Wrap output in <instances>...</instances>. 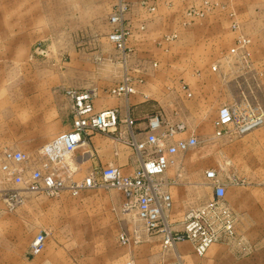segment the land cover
<instances>
[{
	"label": "rangeland",
	"instance_id": "rangeland-1",
	"mask_svg": "<svg viewBox=\"0 0 264 264\" xmlns=\"http://www.w3.org/2000/svg\"><path fill=\"white\" fill-rule=\"evenodd\" d=\"M228 1L183 0L180 5L173 7L168 6L166 0H153L156 9L149 12L142 6L141 0H126L129 10L125 23L131 51H128L125 65L122 53L109 40V35L115 29L110 17L118 0H0V107L8 103L15 105L21 101L18 97L22 92L32 93L35 90L37 76L43 74L47 79L52 73L59 76L58 90L62 97L67 88L85 90L96 87L102 94H107L111 87L121 82L126 69L135 80L144 78L143 83H137V89L140 91L145 88L146 93L155 75L151 69H143L142 66L175 63L179 65L176 69L166 71L170 79L165 97L159 98L154 91H150L147 98L140 94L131 98L140 96V100H146L153 107L155 114L159 111L165 113L166 110L167 116L176 122L189 124V134L195 133L191 128H197L203 133V138L208 139L218 109L224 105L242 103L240 98L232 97L228 84L222 82L231 71H246L227 59L238 36L234 34L233 43L229 35V32L235 33L231 28V15L235 14L239 18L236 8ZM213 21L217 22L215 26L212 25ZM136 23L140 27L148 24V28L141 30L136 27ZM137 29L144 33L136 34ZM202 33L203 36H199ZM7 34H22L17 39L19 50L5 48ZM172 35H176V38L166 41V37ZM201 37L205 43L197 45ZM9 55L18 60L13 61L17 65L4 64L8 63ZM214 65L220 66V72L212 71ZM182 70L193 73H190L192 76L189 74L190 78L185 82L177 78L181 76ZM200 75L207 80L203 84L206 89L199 82ZM219 80L222 88L217 98L212 96L211 90L218 85ZM160 85L163 84L153 85V90L158 94L161 92ZM184 85L188 86L191 97L183 90ZM249 89L257 95L243 101L261 107L264 99L259 95L260 85L253 84ZM205 90H208L207 93ZM200 108L203 114L197 116L196 112ZM13 110V120L18 119L19 113L15 112V108ZM64 116L69 118L70 115ZM3 118V114H0V163L5 149L24 151L35 156L41 147L32 145L33 140L16 141V146H1L9 133L13 138H19L23 133L19 130H3ZM70 123L71 120L68 127ZM42 133L45 140H49L55 132ZM110 138L115 143L116 140ZM199 139L200 145L188 154L201 160L205 172L215 169L221 178L227 180L233 174L227 148L218 140L202 142ZM78 178H84L83 167ZM241 179L246 182L244 186L230 185L227 190L233 187L259 190L261 187L260 181L250 184L247 179ZM0 184L5 188L11 186L1 172ZM123 201V195L117 189L93 190L77 197L65 192L53 199L29 194L25 203L14 211H9L0 199V264H24L23 261L35 264V258L41 261V255L50 253L55 258L53 264H127L132 256H146L147 251L161 253V242L154 238L159 235L151 236L154 239L150 241L149 238L148 242L142 244L127 247L119 245L120 232L131 234L133 230L139 229L140 234L145 235L143 223L134 217V213L127 215L122 212ZM225 203L229 207L227 199ZM233 213L237 219L236 239L220 244H231V247L233 245L241 251L236 254L234 261L228 260L225 264H250L249 260L244 262L245 252L242 251L246 248L243 237L238 233L239 230L245 231V227H238V215ZM44 230L50 233L46 247L42 254L32 255L31 244L35 236ZM257 230L264 237V227ZM253 263L264 264V259L256 258Z\"/></svg>",
	"mask_w": 264,
	"mask_h": 264
},
{
	"label": "built area",
	"instance_id": "built-area-1",
	"mask_svg": "<svg viewBox=\"0 0 264 264\" xmlns=\"http://www.w3.org/2000/svg\"><path fill=\"white\" fill-rule=\"evenodd\" d=\"M142 6L149 12L155 11L153 0H141ZM129 4L126 0H118L110 22L114 31L109 40L122 53L123 63L127 65L129 32L126 26V14ZM232 17V30L237 33L235 45L230 49L227 59L241 66L244 70L253 67L251 45L252 40L242 32L239 19ZM145 26L140 27L145 30ZM176 35L167 36L171 41ZM139 71V70H136ZM213 72H220V66L214 65ZM143 78L134 79L126 69L122 80L108 90V94L116 99H128L138 93L137 83H143ZM183 90L189 97L187 85ZM65 95L72 104V128L42 146L37 154L24 151L5 149L0 163V172L9 187L0 184V199L9 211L20 208L27 195H44L48 198H58L65 192L77 197L81 193L93 190L117 189L123 195L122 212L143 223L145 235L141 230L120 232L118 242L122 247L148 242L154 235L162 236L165 252H176V258L168 261L164 257L156 264H188L177 252V246L190 243L198 257H204L215 244L236 239V216L226 205L227 189L230 185L244 186L245 180L230 176L227 180L221 178L219 172L210 169L205 172L214 198L206 204L187 211L180 224L182 229L175 230L168 213L173 207L169 189L179 184L180 173L175 179L165 178V174L179 166L177 156L187 154L200 145V139L195 133L189 134V128L184 122L170 123L160 114H155L148 120L147 136L143 140L137 138L134 130L135 120L128 114L121 118L120 108H110L97 111L95 100L99 95L96 87L79 90L70 88ZM147 98V96H145ZM124 124L125 130L120 126ZM264 126V110L244 100L241 104L224 105L218 110L214 121V136L222 138H241ZM99 133L112 137L117 142L133 150L139 161V168L134 174H125L119 167L108 166L95 169L84 178H78L77 168L73 166L72 157L86 143L87 138ZM20 184V186H19ZM50 233H38L31 244V254L38 255L47 244ZM127 264H137L134 256Z\"/></svg>",
	"mask_w": 264,
	"mask_h": 264
},
{
	"label": "crops",
	"instance_id": "crops-1",
	"mask_svg": "<svg viewBox=\"0 0 264 264\" xmlns=\"http://www.w3.org/2000/svg\"><path fill=\"white\" fill-rule=\"evenodd\" d=\"M166 1L168 2V6L172 5L174 7L180 5V2L183 0ZM228 3L235 7L239 14L238 19L242 27V32L252 40L250 50L252 53L253 68L244 72L235 71L231 73V71L226 77V80L222 82L228 84L227 88H229L232 97L240 98L242 102L243 99H253L255 95H257V93L249 89V86L259 84L261 87L259 95L264 99V0H229ZM215 23L217 22L213 21L212 25L214 24L215 26ZM136 27H140L138 26V23H136ZM146 28H148V24ZM211 32L214 33L212 30ZM142 33L144 32L137 29L136 34ZM234 34L237 33L229 32L233 43L235 40ZM21 35L22 34H10L8 36L7 34L4 41V45H6L5 48L10 51L19 50L18 48L20 46L17 45V39L20 38ZM199 36H203V33L199 34ZM204 43L203 37H201V41L198 40L196 44ZM13 44L15 45L14 47L12 46ZM10 51L8 53L11 55ZM10 55V58H7L8 63H4L5 65L8 64L12 66V64H14L13 61H18L11 58ZM178 66L179 65L175 63H155V65H151V67L148 65L142 66L143 69H151L155 76L152 81L153 83H150L147 86L146 93L148 94L144 93L145 88H141L137 94L143 95L145 98V96L149 97L148 95L150 94V91H154L157 97H165V92L167 87H169L168 81L170 79L166 71L170 70V68L176 69ZM190 73L192 72L189 70H182L181 76H178L177 78H182L185 82L190 78ZM192 74H190V76H192ZM37 78H39V81H37ZM44 78L45 76L43 74L37 76L35 90L32 93L22 92L18 97L21 101L15 103V105L11 106V103H8V105L0 107V114H3L4 116L3 130L9 132L12 130H19L20 132H23L20 134L19 138H13L11 133H9V136L4 138L1 146H16V141L23 140L30 142L33 140L32 145L42 147L72 128V104L69 98L65 95V92L64 97L59 93V76L53 75L52 73L47 79ZM199 79L202 88L206 89V86L203 84L206 83L207 80L201 75ZM222 82L219 80V83L217 82L218 85L211 90L212 96L219 98ZM156 83L164 85H160L162 86L160 90L161 92H159L160 94L153 90V85ZM231 88H233V90ZM205 91L207 93L208 90ZM140 98V96H136L135 98H131L130 96L128 99H113L109 96L108 91L107 94L99 92V95L95 100V108L97 111H101L118 107L121 110L122 119L129 114L136 122L134 130L137 133V138L143 140L147 136L148 120L155 115V111L153 112V107L147 103L146 100L145 102L140 100ZM13 108H15L17 114L19 113L18 119L16 118L13 120ZM260 108L264 110V101ZM164 111L165 113L159 111L156 114H160L167 122L176 123L175 120L167 116L166 110ZM66 114L70 115L69 118H65L64 115ZM201 114H203L202 108L196 112L197 116H200ZM70 120V127H68ZM61 121L63 122V125ZM186 125L188 128L190 127L189 124ZM120 129L125 130L126 126L122 124ZM191 129L193 132L195 131V135L198 136V138L200 137L202 139V142L218 140L222 143V146L227 148V158L229 165L231 164V166H233L231 167L233 176L245 178L250 184L260 181L261 187L259 190H254L252 187L251 189L253 190H242L233 187L234 189L227 190L226 199L229 207L238 215L240 221L238 227L241 225L242 227H245V231H238L239 235L243 237V244L246 248L242 251V253L245 252L244 262L249 260L250 264H254V259H264V252L262 251V249L264 250V237L261 236L259 230H257L264 227V165L263 167L260 166V164H264V126L246 136L234 139L215 138L214 125L210 130L208 139L203 138V133H201L199 129ZM45 131L55 133L51 135L52 137L49 140H45V136L42 133ZM177 159L179 166L170 169L165 174V178L175 179L178 173L181 175L179 178V184L172 186L169 189L173 201V207L168 213L171 222L174 223V229L180 230L182 229L180 221L184 214L193 208L200 207L211 201L214 198V194L213 190H210L212 188L206 178L204 171L205 168L202 162H200L201 160L190 156L188 153L177 156ZM72 163L73 166L77 168L78 177L80 176V170L82 167L84 169V177L94 172L95 169L101 167H119L125 174H134L139 168V161L133 150L116 143V141L114 143L109 136L99 133H95L87 138L86 143L83 144V146L73 155ZM154 238L161 242V253L158 254L156 252L147 251L146 256L144 254H141L138 257L134 256L138 259H136L137 264H141V262H145V264H156L164 257L168 261H173L176 258V252L164 251L162 236L159 235ZM154 238H150V241ZM240 251L233 245L231 247V244L226 245L218 243L212 246L204 257L200 258L195 255L192 244L186 242L177 246V252L188 264H225L229 261H234L237 258L236 254L238 252L240 253ZM139 257L142 261L139 260ZM40 258L42 259L41 261L37 260V258L34 259L35 264H53V260L55 259L53 253L41 255ZM23 263L28 264V262L24 261Z\"/></svg>",
	"mask_w": 264,
	"mask_h": 264
}]
</instances>
